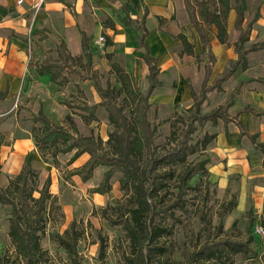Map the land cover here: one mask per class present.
Segmentation results:
<instances>
[{
    "label": "rangeland",
    "instance_id": "374dc122",
    "mask_svg": "<svg viewBox=\"0 0 264 264\" xmlns=\"http://www.w3.org/2000/svg\"><path fill=\"white\" fill-rule=\"evenodd\" d=\"M169 2L174 5L172 13L168 12L166 17L159 15V18H155V27L160 32L164 31L165 34H158L154 43L159 45V48L157 50L154 48L152 51L158 55H162L165 50L178 54L182 48L178 34L183 32L194 43L193 50L198 52L197 55L194 52L191 57L186 58L203 72L207 55L200 52L201 43L198 36L187 15L185 17L179 15L176 5L179 0H169ZM138 7H140L139 3ZM243 7L245 17L243 25H246L252 18L257 7L263 15V18L253 25L251 37L245 45H250L255 41H264V0H243ZM101 24V32H97L90 38V68L87 67V63L85 64L86 58L83 52L80 53L78 59L65 58L64 54L70 53L63 40L61 41L63 47L60 48L57 44L45 55L36 54V49L33 48V55L29 57L33 59V70L34 64L38 66L43 62L64 64L58 76L61 83L52 81L49 75L46 81L49 84L48 89L37 84L33 85V105L31 106L33 109L27 107L25 102L18 103L20 108L27 109L24 112L18 108L21 117L18 116L16 119L0 117V146H4V152L0 155V186L6 187L9 180L17 175L26 157L38 172L36 189L40 190L47 179L50 181L49 191L55 202L54 204L47 203L50 213L45 234L41 239V246L48 255V261L44 264H71L65 250L57 245L52 236L62 234L72 221L83 231L76 247L80 264H122L123 254L128 252V242L124 231L119 225L110 222V219H118L119 214L116 209L125 202L119 184L121 173H113L110 179L111 189L108 192L96 193L94 189L101 183L107 167H96L91 177L83 180L78 171L87 160V154L81 155L73 162H69L73 151L58 154L56 160L48 154L43 158L36 150L33 137V127L38 123L32 118L41 107L54 123L69 126L66 121V114H69L83 135L92 133L94 136H100L105 142L112 126L108 121L106 109L98 103L99 96L93 83L95 76L103 87L109 83H117L115 74L110 68L108 53H112V59H115L131 74L140 90L146 91V72L137 65V57L140 56L141 50L135 45L130 48V43H127L126 47H116L118 49L114 44L107 45V36L113 38L112 29L108 27L110 24L106 20ZM120 24L122 25V22L118 20V25ZM128 29L131 36L136 34L133 27H128ZM213 34H215V27L211 26L209 38ZM234 38L235 31L232 32L231 29L228 34L230 45H224L232 47L231 43ZM213 53L215 61L217 55L215 51ZM181 58L185 62V56L182 55ZM220 58L225 63L220 67L222 71L229 65V59L232 57L223 51ZM247 60L248 67L246 69L238 67L230 79L222 82L220 90L215 89L206 93V99L200 107V112H209L217 106L224 105L228 100L232 102L227 109L230 116H234L245 105L256 111H264V49L248 53ZM214 61L209 80L215 72ZM193 65H187L183 72L191 78L197 87L195 92L199 94L201 91L200 71ZM171 68V66L164 67L162 73ZM177 75L173 76V72H169L162 84L156 87L158 89L165 85L168 88H163L162 91L156 89L157 91L155 90L150 96L152 106L149 117L157 126L155 141L159 145L163 144L169 133V119L178 113L186 120L190 114L187 107L191 105L192 97L189 101L178 103L170 100L163 101L164 96L172 95L176 91L177 83L173 81ZM168 78H171L170 84L166 83L169 82ZM189 83L191 85V81ZM84 104H95V107L91 110L79 107ZM238 117L244 121L246 130L256 135L257 144L264 142V115L243 113ZM206 131L216 133V138L207 145L203 153L198 157L195 155V159L209 158V175L201 184L203 192H198L196 195L190 193L187 196L188 212L177 214V219L179 218L181 222L176 223L173 234L164 240L168 246V257L172 264H185L190 253L204 241L203 219L205 217L209 220V227H216L221 223L224 231L221 235L223 237L246 240L252 235L255 236V239L252 238L254 240L247 255H234L225 264H264V242L254 232L255 227L261 224V215L264 212V147L255 146L247 137L239 139L234 124L231 122L226 124L221 119L215 124L206 121L203 125H197L193 137L199 138ZM189 159H194V156ZM205 187H207L206 191ZM34 196H38L37 191L34 192ZM232 197L236 199V207L220 216L218 214L220 204ZM9 213V206L0 203V255L6 253L14 257L13 246L8 237ZM101 245L104 246L103 259L99 253Z\"/></svg>",
    "mask_w": 264,
    "mask_h": 264
},
{
    "label": "trees",
    "instance_id": "16d2710c",
    "mask_svg": "<svg viewBox=\"0 0 264 264\" xmlns=\"http://www.w3.org/2000/svg\"><path fill=\"white\" fill-rule=\"evenodd\" d=\"M184 5L189 22L201 43L200 52L205 53L207 57L200 93L197 94L190 88L193 101L187 107L190 113L188 118L185 120L176 113L169 119V133L162 145L156 144L157 126L149 117L152 106L150 96L161 81L158 78L160 69L157 57L150 54L145 42L146 8L142 18L135 21L139 30L136 35L137 44L143 49L140 55L148 66L146 91H141L131 74L112 59V53L107 55L117 83H109L103 87L98 78L94 77L93 85L99 96L98 103L106 109L108 121L112 126L105 142L100 136H94L92 133L83 135L69 114H66L69 126L54 123L42 110L33 117V121L38 123L33 127V137L36 150L41 157L44 158L48 154L56 160L58 154L73 151L69 160L73 162L81 155L87 154V160L78 171L83 180L90 178L98 166L108 168L94 192L99 194L108 192L111 189L110 179L113 173H121L119 184L125 202L116 209L118 219H110V222L121 227L128 242V252L123 254L122 264H172L164 240L173 234L176 223L181 222L179 218L177 219V214L188 212L187 196L190 193L196 195L203 192L201 184L208 178L210 160L207 157L195 158L216 138V133L207 131L201 137L194 138L197 125H203L206 121L215 124L220 119L224 123L232 121L239 128L240 138L247 137L255 146L264 147V142L258 144L255 142L256 135L247 132L245 124L238 118L243 112L264 115V111H256L245 105L234 116H230L227 109L232 102L228 100L224 105L217 106L209 112H200L206 93L213 89L220 90L222 82L233 75L238 67L246 69L247 54L250 51L264 48V42L245 45L249 40L252 22L243 25V0H233V3L231 0H184ZM124 7L126 11L129 10L127 0H124ZM231 9L235 14L233 26L238 31L232 42L236 58L231 59L226 68L209 80L214 61L209 32L211 26H214L218 41L230 45L227 22ZM178 37L182 44L179 53L193 54L194 43L183 32H180ZM86 42V37H83V44L87 47L85 64L87 63V67L90 68L91 52ZM112 43L113 40L108 37L106 44ZM59 46L61 48L63 44ZM64 56L80 58L68 53ZM63 65L56 62L47 63L39 68V73H48L52 81L61 83L58 76ZM2 95L0 93V97ZM79 107L91 110L95 104H84ZM193 156L194 159H189ZM37 180L38 172L26 157L17 175L9 180L6 187L0 186V203L8 205L10 209L8 237L14 251V257L6 253L0 255V264H44L48 261L47 251L41 246V239L45 234L50 213L47 203L54 204L55 199L49 191V179L40 190L36 189ZM36 191L38 196L35 197ZM236 205V199L232 197L220 204L218 214L222 216ZM61 215L63 216V213ZM203 223L204 241L190 253L185 264H225L234 255H247L250 252V245L255 236L252 235L246 240L223 237L221 223L216 227H209V220L205 217ZM260 223L264 228V212ZM82 235L83 231L72 221L62 234L52 236L57 245L65 250L71 264H80L76 247ZM99 253L103 259V245L100 246Z\"/></svg>",
    "mask_w": 264,
    "mask_h": 264
},
{
    "label": "crops",
    "instance_id": "0c3cea01",
    "mask_svg": "<svg viewBox=\"0 0 264 264\" xmlns=\"http://www.w3.org/2000/svg\"><path fill=\"white\" fill-rule=\"evenodd\" d=\"M36 1L37 0H0V93L3 94L0 97V117H2V119H4L3 117H13L14 119L18 116L21 117V113H19L18 110V108H20L18 103L25 102V105H28L27 107L29 108L33 105L34 84L46 89L49 87V84L46 82L49 78V74L39 73V68L51 62H43L38 66L34 64L33 70V59L32 57L29 58L31 54L33 55V48L36 49V54L40 53L45 55L49 53L50 49H53L55 45H60L63 40L71 55L79 56L81 52L85 55L87 47L83 44V37H86V43L90 51V38L95 36L97 32H101V22L106 20L110 24L108 27L112 29L113 43L111 45L114 44L115 48L118 46L126 47L127 43H130V48L135 45L142 51L143 49L138 46L136 40V35L139 33V30L135 25V21L142 18L145 14V8L147 9L144 17L145 26L147 28L145 42L149 48L150 54L157 57V64L160 69L158 74V78L161 81L160 85L169 72H173V76L178 74L173 81L177 83L176 91L172 95L164 96L163 101L170 100L174 103L189 101L191 99L190 88H193L194 91L197 89L187 73L183 72L187 65H193L190 63V59L187 60L186 57H191L194 53L180 54L178 52V54H175L165 50L162 55H158L152 51L154 48L156 50L159 48V45L154 43L156 38H158V34H165L164 31L160 32L155 27V18H159V15L166 17V14H169L168 12L172 13L174 10V5L169 2V0H127L129 7L127 11L124 7V0H42L39 7L35 9L34 5ZM138 3L140 7H138ZM176 5L179 10V15L185 17L187 11L185 9L184 0H179ZM256 14L257 16L255 17ZM234 15V10L231 9L227 27L229 33L231 29L232 32L233 30L235 31L236 38L238 31L233 26ZM262 18L263 15L259 7H257L254 15L248 21L252 22L249 39L251 37L253 25ZM118 20L122 22V25H118ZM149 23H151V25H149ZM128 27L134 28L136 31L134 36L129 34L130 31ZM108 37L110 36H107V38ZM129 40L131 42H129ZM259 42L264 41H255L252 43ZM210 44L212 46L211 51L213 56V51H215V55H217L214 61L215 72L212 74V78H214L216 74L221 71L220 67L225 64L222 61L223 59L220 58L223 51L228 53L229 57H232L229 61L236 58V53L232 43V47H227L218 41L215 34L210 37ZM195 53L197 54L198 52ZM182 55L185 56V62L182 58L180 59ZM137 65L147 74L148 66L141 55L137 57ZM170 66L172 68L168 69L169 71L162 73L164 67ZM193 66L200 71L199 86H201L204 69L202 72L199 67ZM230 77L228 79H230ZM168 81L169 82L166 83L170 84L171 78H168ZM190 81L191 85L189 83ZM146 83L147 89V77ZM156 87L151 95L157 89ZM163 88L167 89L168 87L162 85L157 90L162 91ZM153 96H155V94ZM20 109L24 112L27 111L26 108ZM31 109L33 108L31 107ZM40 110H42L41 107L38 109V112ZM42 112L44 113L43 110ZM229 122L234 124L235 131L238 133V138H244L239 137V128L237 125L232 121ZM242 122L244 123V121ZM3 152L4 146H0V155H2Z\"/></svg>",
    "mask_w": 264,
    "mask_h": 264
},
{
    "label": "built area",
    "instance_id": "2783aa9c",
    "mask_svg": "<svg viewBox=\"0 0 264 264\" xmlns=\"http://www.w3.org/2000/svg\"><path fill=\"white\" fill-rule=\"evenodd\" d=\"M42 0H37L36 1V3H35V5H34V7H35V9H37L38 7H39V4H40V2H41ZM102 38V37H101ZM255 234L258 236V238L262 241V242H264V228L262 227V226H260V225H258V226H256L255 227Z\"/></svg>",
    "mask_w": 264,
    "mask_h": 264
}]
</instances>
